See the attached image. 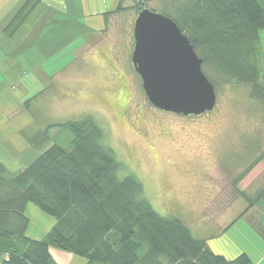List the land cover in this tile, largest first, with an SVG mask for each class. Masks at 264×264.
Listing matches in <instances>:
<instances>
[{
  "label": "rangeland",
  "instance_id": "374dc122",
  "mask_svg": "<svg viewBox=\"0 0 264 264\" xmlns=\"http://www.w3.org/2000/svg\"><path fill=\"white\" fill-rule=\"evenodd\" d=\"M145 3L159 7L158 0ZM129 4L108 16L104 31L45 60L47 73L54 75L41 81L43 90L30 98L35 123L45 128L88 117L102 130V142L116 159L141 181L144 196L160 215L179 218L194 236L228 257L231 240L240 248H261L250 228L245 236V219L225 226L243 209L248 194L264 184V102L249 96L248 85L206 70L216 84V103L207 115L183 117L153 106L131 62L135 10ZM263 37L260 31L254 56L261 84ZM47 137L49 143L66 145L72 135L55 125Z\"/></svg>",
  "mask_w": 264,
  "mask_h": 264
},
{
  "label": "trees",
  "instance_id": "16d2710c",
  "mask_svg": "<svg viewBox=\"0 0 264 264\" xmlns=\"http://www.w3.org/2000/svg\"><path fill=\"white\" fill-rule=\"evenodd\" d=\"M158 2L159 7L153 8L145 0H133L128 7L135 10V18L144 8L171 18L202 59V70L215 89L213 75L218 74L227 82L248 85L249 96L264 102V84L259 82L254 57L260 31L264 32V0ZM39 3L25 0L4 32L13 35ZM124 9L119 0L113 10L104 12V21ZM55 125L70 131L66 145L48 142V130ZM102 138V130L88 117L49 124L30 136L33 145L45 148L28 166L8 173L0 163L3 264H52L49 247L83 257L88 264H253L245 252L226 257L214 251L207 239L194 236L179 218L160 215L144 196L141 181L126 171ZM259 159L254 158L245 170ZM252 198H245L249 205L251 200L264 201V185ZM28 202L56 220L43 240L25 236ZM258 232L264 238V229ZM12 238L22 248L11 245Z\"/></svg>",
  "mask_w": 264,
  "mask_h": 264
},
{
  "label": "crops",
  "instance_id": "0c3cea01",
  "mask_svg": "<svg viewBox=\"0 0 264 264\" xmlns=\"http://www.w3.org/2000/svg\"><path fill=\"white\" fill-rule=\"evenodd\" d=\"M118 1L40 0L13 35H7L4 27L25 0H5L4 6L0 7V163L8 173L24 169L45 148V145L35 146L29 141L34 132L44 128L35 123L29 103L39 89L43 90L44 82L41 81L54 75L47 73L45 60L68 44L79 41L81 45L86 35L104 31L103 14L113 10ZM125 2L133 3V0H122L123 6ZM76 49H72V53L75 54ZM30 129L35 130L32 132ZM252 195L248 194V197L253 199ZM251 202L249 205L244 200L243 209L225 227L231 228L238 219H245V236L250 228L253 239L260 241L262 246L240 248L236 241L231 240L233 246L227 251L232 253L229 258L245 252L253 264H264V238L258 232V228L264 229V201L258 199ZM244 210L245 218L240 216ZM24 215L28 219L25 236L32 240H43L56 222L53 216L30 202L25 205ZM10 244L23 246L16 238H12ZM2 250L0 248V252ZM49 253L52 264H88L85 258L57 247H49ZM3 258L4 254L0 253V264H3Z\"/></svg>",
  "mask_w": 264,
  "mask_h": 264
},
{
  "label": "water",
  "instance_id": "95a60500",
  "mask_svg": "<svg viewBox=\"0 0 264 264\" xmlns=\"http://www.w3.org/2000/svg\"><path fill=\"white\" fill-rule=\"evenodd\" d=\"M132 34V66L153 106L181 115L213 109L214 85L202 70V59L171 18L144 8L134 20Z\"/></svg>",
  "mask_w": 264,
  "mask_h": 264
},
{
  "label": "flooded vegetation",
  "instance_id": "af4514ba",
  "mask_svg": "<svg viewBox=\"0 0 264 264\" xmlns=\"http://www.w3.org/2000/svg\"><path fill=\"white\" fill-rule=\"evenodd\" d=\"M208 112H209V111L204 112V113L199 114V115H181V114H177V115H181V116H183V117H201V116L207 115ZM174 114H176V113H174Z\"/></svg>",
  "mask_w": 264,
  "mask_h": 264
}]
</instances>
